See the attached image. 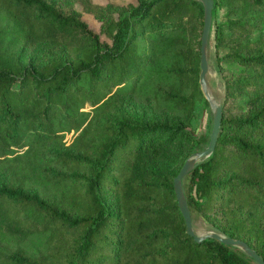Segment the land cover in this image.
Segmentation results:
<instances>
[{
  "label": "trees",
  "instance_id": "16d2710c",
  "mask_svg": "<svg viewBox=\"0 0 264 264\" xmlns=\"http://www.w3.org/2000/svg\"><path fill=\"white\" fill-rule=\"evenodd\" d=\"M202 27L198 0H0V264H257L188 234L173 188L205 147ZM211 30L221 123L182 186L264 261V0H213Z\"/></svg>",
  "mask_w": 264,
  "mask_h": 264
},
{
  "label": "water",
  "instance_id": "95a60500",
  "mask_svg": "<svg viewBox=\"0 0 264 264\" xmlns=\"http://www.w3.org/2000/svg\"><path fill=\"white\" fill-rule=\"evenodd\" d=\"M203 6V27L201 32V44H200V73L199 84L204 95V98L208 101L210 109L212 111V128L209 135L208 144L200 150L192 152L184 161L183 165L179 169L178 173L173 178V188L177 199V204L183 215L186 231L192 235L196 241H201L207 237L216 238L228 245L240 248L244 253L254 259L257 264H264L263 259L259 254L248 245L244 240L240 238H234L227 236L216 230H208L204 233H196L192 223V216L187 204L185 193L182 186V179L187 173H189L202 159L206 158L214 149L215 143L218 137L220 123H221V104L210 93L207 82L206 72L208 69L207 62V46L210 35V28L212 22V7L213 0H198Z\"/></svg>",
  "mask_w": 264,
  "mask_h": 264
},
{
  "label": "rangeland",
  "instance_id": "374dc122",
  "mask_svg": "<svg viewBox=\"0 0 264 264\" xmlns=\"http://www.w3.org/2000/svg\"><path fill=\"white\" fill-rule=\"evenodd\" d=\"M106 1L107 0H94L95 3H105ZM111 1L116 2V3H126V2H129L130 0H111ZM75 7L79 11H81V5L79 3H76ZM225 8L226 7H222L218 11L217 19L225 18V14H224ZM81 16L86 21L89 27H91L94 31L99 32L100 22L93 16V14L83 11L81 12ZM100 38L102 40H108L103 34H100ZM214 50H215L214 49V37H213V31L211 30L209 40H208V46H207L208 69L206 72V82H207V86H208L210 93L221 104L224 98L226 83H225L224 76L216 69L215 62H214ZM230 68H235V70L238 71L240 69V66L236 63H233V64H230ZM192 126L196 130H198L199 137L202 136V139H203L202 144L206 146L208 144L209 135H210L211 128H212V111L209 105H205L204 100L202 98L197 100L196 108L194 111V116L192 118ZM67 138L68 139L70 138V133L66 135L65 139ZM197 150H200V149H197ZM197 150H194V151H197ZM191 214H192L193 227L196 233H204L211 229L205 223V221L201 218V216L199 215L197 211L191 210Z\"/></svg>",
  "mask_w": 264,
  "mask_h": 264
}]
</instances>
